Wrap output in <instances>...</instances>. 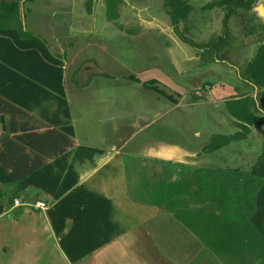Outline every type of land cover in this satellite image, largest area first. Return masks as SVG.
I'll use <instances>...</instances> for the list:
<instances>
[{
  "label": "rangeland",
  "instance_id": "374dc122",
  "mask_svg": "<svg viewBox=\"0 0 264 264\" xmlns=\"http://www.w3.org/2000/svg\"><path fill=\"white\" fill-rule=\"evenodd\" d=\"M183 1L189 10L175 29L161 0H117L116 16L110 6L112 0H31L25 4L23 12L28 13L19 18V25L43 38L50 35L58 39V44L50 39L55 48L66 45L63 56H74L79 71L86 72L91 67L84 82L68 90L75 117L80 119L84 110H97L109 125L115 120L132 119L130 123H135V128L142 117L152 119L149 127L136 133L125 149L94 170L86 181V187L108 194L113 200L112 218L117 227L129 231L146 228L134 227L140 221L149 223L152 255L161 261L264 264V246L250 242L252 230L246 218V229H241L242 236L236 241H227V236L220 235L223 227L241 223L239 217L247 214L245 209L252 202L255 191L253 184L247 185L248 170L264 148V123L251 124L244 139L210 152L201 151L210 136L237 130L228 113V108L235 105L227 100L234 97L230 89L239 90L235 83L240 82L237 76L249 55L234 58L233 52L243 37L251 43L260 41L258 45L263 42L264 13L258 8V0L246 11L231 6L204 7L213 0ZM88 3L90 12L86 10ZM180 37L204 46L183 42ZM77 88L80 93L73 94ZM253 102L249 100L247 108L264 119V96L258 94ZM135 114L139 117L134 118ZM149 139L152 143L171 141L191 149L200 147L199 153L204 155L200 161L209 162L208 166H182L175 177L180 184L168 183L171 163L151 160L139 151ZM155 168L161 170L156 172ZM206 175L209 180L204 183ZM236 189L244 192L240 197L245 207L242 213L234 211L237 207L232 190ZM201 193L213 197L204 203ZM218 234L220 241L216 239ZM147 250H141L142 259H147ZM121 253L120 257L117 252L106 257L98 253V259L95 253L89 264H127L123 249ZM87 261L85 257L76 264H88Z\"/></svg>",
  "mask_w": 264,
  "mask_h": 264
},
{
  "label": "crops",
  "instance_id": "0c3cea01",
  "mask_svg": "<svg viewBox=\"0 0 264 264\" xmlns=\"http://www.w3.org/2000/svg\"><path fill=\"white\" fill-rule=\"evenodd\" d=\"M10 1L16 2V0H0V3ZM17 1L16 12L10 18L3 19L0 11L1 26L4 25L6 28L17 26L19 18L23 19L24 13H28V11L23 12V9L26 7L25 4L30 3L31 0ZM257 2L260 3L258 6L260 12L264 13L262 0ZM30 33L39 37L48 52L61 60L62 94L49 89L31 90L30 100H27V102L30 101L29 107L24 109L14 108L0 101V166L4 169V173H1L0 177L8 176L11 179L8 183H0V204L3 207L0 213V264H35L37 262L45 264V260L48 261L47 264H76L83 258L73 263L68 261L59 248L58 237L53 234L46 217L47 208L56 200L34 187H26L18 197H15L13 185L27 178L28 174L33 173L34 170L51 165L50 173L59 176L58 182L64 179L67 172L69 181L74 180L75 185L84 184L87 186L86 181L90 174L104 165L110 157L125 149L136 133L144 131L151 125L152 119L142 117L139 122H136L138 125L135 128V123H130L132 119L127 122L115 120L109 125L108 122H104L108 119L100 115L97 110L94 113L91 109L84 110L81 112L80 119L75 117L72 114L68 90L74 88V85L82 84L85 73H88L91 67H87L86 72L83 69L79 71L75 65L74 56L68 58L63 56L66 45H58L55 48V45L50 43V39L57 44L58 39L52 38L50 35L43 38L36 35L34 31ZM54 35L58 38L57 34L54 33ZM239 39L240 36H236V41H240ZM259 42L251 43L247 37H243L241 44L237 45L236 43L235 47L238 49L233 52L234 58L238 56V58H243L248 54L249 57L246 60L248 62L254 55L252 50L256 49ZM182 47L184 46L182 45ZM230 67L237 70L235 66ZM237 77L240 82L235 83V87L239 86V90L230 89L231 94H234L231 99L246 96L254 103L253 99L256 100L258 94L264 96V88L253 85L243 75V72H240V76ZM78 89H75L73 94L80 93ZM26 96L23 94L20 100L25 101L28 98ZM135 117L139 116L135 114ZM78 121H82L81 125H78ZM95 123L97 124L94 125ZM89 148L95 150L90 158L87 157ZM200 149V147L187 148L171 141L152 143V140L149 139L142 143L139 151H142V156L151 160L171 163V170L167 172V181L170 183L175 180L180 167L194 168L199 166V163H205L203 166L209 163L202 161L204 155L199 153ZM200 159L202 160L200 161ZM160 170L159 168L154 169L156 172ZM87 188L89 189V187ZM100 194L110 200V220L114 225L115 233L107 244L86 256L89 259L86 263H92L95 253H97L95 254L97 259L98 253L102 254V252L105 257L112 252H117L120 257L123 249L124 261L127 264H152V260L155 261V264H173L167 259L161 261L157 255H152L154 245H152V227L149 223L137 222L138 224H135L134 227L140 225L146 227H139L137 230L120 229L117 227L114 217L112 218V213L115 215L113 200L108 194ZM12 198L28 204L34 201H43L46 208L41 210L31 207L32 209L29 210L22 206H13ZM149 207L152 210V206L149 205ZM142 249H148L147 259L141 258ZM102 258L104 259V257ZM119 262L121 261L119 260Z\"/></svg>",
  "mask_w": 264,
  "mask_h": 264
},
{
  "label": "trees",
  "instance_id": "16d2710c",
  "mask_svg": "<svg viewBox=\"0 0 264 264\" xmlns=\"http://www.w3.org/2000/svg\"><path fill=\"white\" fill-rule=\"evenodd\" d=\"M112 0L111 9L115 15V3ZM257 0H213L206 4L205 8L231 6L249 10ZM166 8L172 27L184 18L188 12V5L183 0H161ZM17 3L15 1L1 2L0 11L3 19H8L16 12ZM86 10L90 12L89 3ZM231 13V12H230ZM116 16V15H115ZM114 16V17H115ZM20 25L6 28L0 25V101L7 103L11 107L27 108L31 97V90L49 89L62 94V68L61 60L52 56L39 37L32 35L20 29ZM183 42L195 46H204V44H194L187 39L180 37ZM212 48V46H210ZM243 75L258 88H264V40L259 44L252 58L245 63ZM156 82H154L155 84ZM23 86V87H22ZM27 86V87H26ZM162 96L165 93L153 88ZM28 98L20 100L23 94ZM26 96V97H27ZM166 97H169L168 95ZM170 98V97H169ZM174 102L175 100L172 99ZM249 97H241L227 100L235 106L228 108V113L234 118L237 130L231 134H215L210 136L209 141L201 151L210 152L218 149L231 141L244 139L249 132L251 124H263L264 119L255 116L248 108ZM18 109V108H16ZM1 112V109H0ZM81 149V148H80ZM91 157L95 151L92 148L87 150ZM206 169V168H204ZM51 165L41 167L28 174L27 178L13 185V194L15 197L26 187H34L42 193L52 196L56 201L46 210V217L53 234L58 237L57 243L64 256L71 263L81 260L96 249L107 244L114 235V225L110 220L111 203L110 200L98 192L88 189L84 184H76L75 181H69L68 173H65L64 179L58 182L59 176L50 173ZM4 169L0 166V176ZM50 173V174H49ZM249 180L247 185L253 184L255 191L251 204L244 207V200L240 198L244 195L243 190H232L234 193V203H236V213H242L245 209V216L239 217L241 223L229 227H223L220 235L227 236V241H236L245 231V221L249 223L252 238L250 242L254 245L261 243L264 246V148H262L255 157L248 170ZM9 176L11 174L8 173ZM11 178H13L11 176ZM19 178V176H18ZM11 179L0 177V183H8ZM209 177L206 175L207 183ZM257 180V182H254ZM180 179H175L171 184H180ZM201 184L202 179L198 178ZM241 185L245 184L244 180ZM202 202L206 203L207 198L213 195L203 194ZM13 199V198H12ZM23 202V201H22ZM218 209L221 208L217 205ZM3 207L0 204V213ZM244 225V226H243ZM242 227V228H241ZM209 230V228H207ZM206 230V231H207ZM195 232V231H194ZM249 238L250 233L246 231ZM197 234V233H196ZM218 234L217 240L220 241ZM246 238V237H245Z\"/></svg>",
  "mask_w": 264,
  "mask_h": 264
},
{
  "label": "built area",
  "instance_id": "2783aa9c",
  "mask_svg": "<svg viewBox=\"0 0 264 264\" xmlns=\"http://www.w3.org/2000/svg\"><path fill=\"white\" fill-rule=\"evenodd\" d=\"M12 204L13 206H23V205H27V206H30V207H33V208H38V209H45L46 208V205L43 201H34L33 203H26V202H22L18 199H13L12 200Z\"/></svg>",
  "mask_w": 264,
  "mask_h": 264
},
{
  "label": "water",
  "instance_id": "95a60500",
  "mask_svg": "<svg viewBox=\"0 0 264 264\" xmlns=\"http://www.w3.org/2000/svg\"><path fill=\"white\" fill-rule=\"evenodd\" d=\"M2 120V119H1Z\"/></svg>",
  "mask_w": 264,
  "mask_h": 264
}]
</instances>
